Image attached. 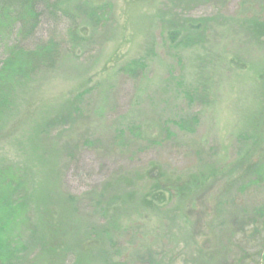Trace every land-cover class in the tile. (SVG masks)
I'll return each mask as SVG.
<instances>
[{"label":"rangeland","instance_id":"374dc122","mask_svg":"<svg viewBox=\"0 0 264 264\" xmlns=\"http://www.w3.org/2000/svg\"><path fill=\"white\" fill-rule=\"evenodd\" d=\"M68 2V13L57 12L65 19L45 17L37 31L35 40L61 42L62 59L16 91L1 130L2 163L27 156L31 185L38 188L40 165L29 149L57 150L46 182L84 221L80 251H97L89 264H231L240 253L239 237L221 231L224 223L235 227L228 215L209 221L204 190L200 204L190 196L195 190L174 194L156 180L185 179L207 162L222 175L250 149L252 123L264 111V0ZM88 8L100 19L89 21ZM70 24L80 29L73 45ZM134 59L144 65L131 69ZM87 87L82 118L45 126ZM102 190L107 209L119 211L110 243L98 235L110 224L94 204ZM260 190L233 191L221 201L250 207L264 197ZM207 230L215 240H205ZM66 256L59 264L73 263L74 255Z\"/></svg>","mask_w":264,"mask_h":264},{"label":"trees","instance_id":"16d2710c","mask_svg":"<svg viewBox=\"0 0 264 264\" xmlns=\"http://www.w3.org/2000/svg\"><path fill=\"white\" fill-rule=\"evenodd\" d=\"M68 1L0 0V136L4 123H7L12 114L16 91L26 90L35 77L53 71L61 61L63 45L60 41L50 37L35 40V36L45 17L65 19L57 12L68 13L65 10ZM86 16L89 21L100 19L98 12L92 9ZM72 24L67 25L66 31L70 40L68 43L73 45L72 41L80 39V29L78 30V24ZM143 65L139 59L127 64L131 69H138ZM89 91L90 88L87 87L76 93L45 126L53 125L56 128L63 124L73 125L82 118L83 99L92 90ZM260 114L252 123L253 132L249 137L253 141L250 149L243 155L240 152V169L235 170L237 163L230 166L227 173L224 169L221 175L219 166L207 162L209 165L198 168L186 175L185 179L170 176L173 179L165 177L160 181L157 177L156 180L162 183L160 190L174 194H187L191 189L195 190L190 196L195 195L200 204L203 197L198 192L204 190L208 201L209 221L215 218L220 220L218 218L222 213L228 215L227 218L231 219L230 223L235 227L228 229L224 223L225 227L221 231L228 232L232 240L239 237L236 239V247L240 253L231 264H259L260 259L264 262V197L250 207L246 204L233 206L230 202L224 204L221 201L227 193L229 195L233 191L239 196L260 188L264 192V145L259 146V143L264 142V136H261L264 135V111H260ZM190 121L196 123L197 119L192 118ZM182 122L186 125L188 121ZM166 132L169 135L168 130ZM36 135L34 133L32 136L34 140L38 137ZM78 140L84 141V135H79ZM57 154V150H46L43 145L39 147L34 144L30 147V159H35L40 165L37 170L40 175L38 188L31 185L33 166L28 162L27 156L23 157L25 160L21 163H2L3 159L0 158V264H59L65 257L70 258L67 254L74 255L72 264H89L93 261L97 251L92 252L91 248L80 251L85 243V237L81 234L84 221L79 218L76 209L55 197V190L46 182L56 164L51 159L53 156L57 158ZM64 154L73 156V151L65 148ZM105 194L106 190H102L98 194L102 197L101 200H94V204L100 209L103 219H109L110 224L105 229H99L98 235L107 236V242L110 243V231L116 230L115 218L119 211L117 212V208L107 209L109 204L104 203ZM230 201H233V196ZM108 213L111 214L108 216ZM86 226L93 228L91 224ZM207 231L209 233L203 234L205 240H215L214 236L211 238L213 230ZM102 246L100 252H103ZM31 252H34L33 256ZM218 252L215 255L219 256Z\"/></svg>","mask_w":264,"mask_h":264}]
</instances>
